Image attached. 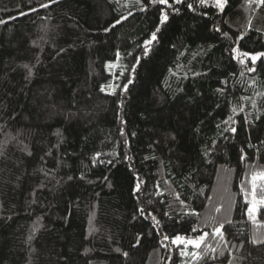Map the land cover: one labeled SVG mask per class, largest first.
I'll return each mask as SVG.
<instances>
[{
	"label": "trees",
	"instance_id": "16d2710c",
	"mask_svg": "<svg viewBox=\"0 0 264 264\" xmlns=\"http://www.w3.org/2000/svg\"><path fill=\"white\" fill-rule=\"evenodd\" d=\"M173 8L0 0V264H264V4Z\"/></svg>",
	"mask_w": 264,
	"mask_h": 264
},
{
	"label": "snow or ice",
	"instance_id": "6c2138e0",
	"mask_svg": "<svg viewBox=\"0 0 264 264\" xmlns=\"http://www.w3.org/2000/svg\"><path fill=\"white\" fill-rule=\"evenodd\" d=\"M138 2H139V0H138ZM150 2L153 3V4L165 5V6H167L168 8H173V5H174V4H180V3L183 2V0H172V3H169V0H150ZM227 2H228V0H214V6H215L217 9H219L221 12H223V11H224V8H225V6H226V4H227ZM259 2H260L261 4H264V0H259ZM199 3H200L201 6H204V5H206V4L208 3V0H199ZM47 6H48V5H41V7H47ZM187 6H188L189 8H192V5H191V4H189V5H187ZM173 10H174V11H178V9H174V8H173ZM168 20H169V13L166 12V11H162V12H161V15H160V24H164V23H166ZM159 31H160V28L157 27V28H156V31L153 32V34H152V36H151V39L148 41L149 44L152 43V41H155V40L157 39L156 32H159ZM239 54H240V56L245 57V58H247V57L250 56V59H251L252 62H255V61H256L257 59H259L260 57H264V52H262V53H258V54H255V55H250V53H248V52H242V53H239ZM117 55H119V53H117ZM240 62L243 63V62H244L243 59H242ZM110 67H111V65H110ZM249 70H250V71H255V69H249ZM124 90H125V91L127 90L126 87H125ZM102 91H103V89H102ZM231 130H232L233 132L236 131L235 128H233V129H231ZM252 179H253V200H252V207L249 208V215H250V216L252 215V213H254V212L257 210L256 206H257L258 203H259V204H264V200L257 201L256 198H255V189H256L255 181H256L257 179L264 181V174H260L259 176H253ZM137 190H139V184H137ZM140 211H141V213H143V209H140ZM153 219H155V218L153 217ZM156 223L159 224V221H156ZM222 228H223V225H221L220 228H217L215 234H216V235H219V236L222 237V235H223V233H222ZM207 235H208V234L205 233L204 236L200 237L198 240H192V239L184 240V239H182L180 236H176V237L172 240V243H175V244H177L178 246H179L180 244H191V245L194 246L195 248H199V247L201 246L202 241L204 240V238H205ZM165 239H168V237H165ZM184 254H186V253H184ZM125 255H127V253H125Z\"/></svg>",
	"mask_w": 264,
	"mask_h": 264
},
{
	"label": "rangeland",
	"instance_id": "374dc122",
	"mask_svg": "<svg viewBox=\"0 0 264 264\" xmlns=\"http://www.w3.org/2000/svg\"><path fill=\"white\" fill-rule=\"evenodd\" d=\"M252 207V202L250 203V206H249V208H251ZM256 208H257V210H258V204H257V206H256ZM257 210L254 212V213H252V216H255L256 214H257ZM202 236H204V234H202V235H199V236H197V237H194V238H191L192 240H198L200 237H202ZM182 239H184V240H189V239H187V238H183V237H181ZM203 242V241H202ZM202 244V243H201ZM181 245V244H180ZM182 245H185V246H187V247H194V246H192L191 244H182Z\"/></svg>",
	"mask_w": 264,
	"mask_h": 264
}]
</instances>
